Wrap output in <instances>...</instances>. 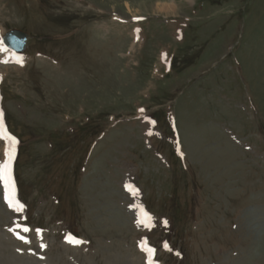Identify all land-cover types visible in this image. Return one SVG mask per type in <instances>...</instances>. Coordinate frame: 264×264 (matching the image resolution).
<instances>
[{
	"label": "rangeland",
	"instance_id": "rangeland-1",
	"mask_svg": "<svg viewBox=\"0 0 264 264\" xmlns=\"http://www.w3.org/2000/svg\"><path fill=\"white\" fill-rule=\"evenodd\" d=\"M0 113V264H264V0H0Z\"/></svg>",
	"mask_w": 264,
	"mask_h": 264
},
{
	"label": "snow or ice",
	"instance_id": "snow-or-ice-1",
	"mask_svg": "<svg viewBox=\"0 0 264 264\" xmlns=\"http://www.w3.org/2000/svg\"><path fill=\"white\" fill-rule=\"evenodd\" d=\"M0 138H4L8 141V147L5 151L6 160L3 163H0V182H3L5 188V200L8 203L9 207H15L19 210L20 206L15 202L14 198V185L12 184L11 178V163L14 158V147L16 141L7 135L6 129L3 126L2 113H0ZM126 189L133 195H138V192L130 185H126ZM140 223H145L141 220ZM150 226V225H149ZM24 231H28L27 228ZM24 239V237H19ZM167 247V245H165ZM151 254V249H146Z\"/></svg>",
	"mask_w": 264,
	"mask_h": 264
},
{
	"label": "water",
	"instance_id": "water-1",
	"mask_svg": "<svg viewBox=\"0 0 264 264\" xmlns=\"http://www.w3.org/2000/svg\"><path fill=\"white\" fill-rule=\"evenodd\" d=\"M31 36L21 31H11L4 37L6 46L17 53H22L26 48V43Z\"/></svg>",
	"mask_w": 264,
	"mask_h": 264
},
{
	"label": "bare ground",
	"instance_id": "bare-ground-1",
	"mask_svg": "<svg viewBox=\"0 0 264 264\" xmlns=\"http://www.w3.org/2000/svg\"><path fill=\"white\" fill-rule=\"evenodd\" d=\"M160 7L163 8V9H161V10H166V11H168L169 9H171V5H169L168 3H167V4L165 3V5H164L163 3H160V2H159V3L157 4V8H160ZM165 59H166V58L163 56V57H162V60H165ZM162 60H160L161 64H163V63H162Z\"/></svg>",
	"mask_w": 264,
	"mask_h": 264
}]
</instances>
